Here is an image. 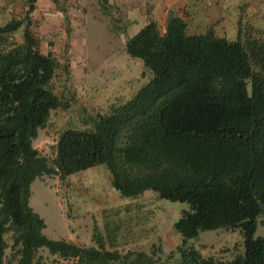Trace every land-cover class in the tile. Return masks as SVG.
<instances>
[{
    "label": "trees",
    "instance_id": "1",
    "mask_svg": "<svg viewBox=\"0 0 264 264\" xmlns=\"http://www.w3.org/2000/svg\"><path fill=\"white\" fill-rule=\"evenodd\" d=\"M38 1L27 0L23 19L0 26V264H35L42 249L80 264H159L145 252L108 250L96 227L92 247L44 234L46 223L30 205L33 183L99 166L125 198L153 191L189 205L170 258L223 264L192 244L201 232L223 229L244 239V254L228 264H264V238L256 237L264 214V40L243 39L241 31L236 41L212 31L191 35L175 14L164 34L153 22L132 37L124 33L127 54L151 80L97 116L92 129L61 133L51 162L34 142L64 105L52 89L58 60L41 52L31 28ZM100 3L108 9V0ZM23 26V42L6 46Z\"/></svg>",
    "mask_w": 264,
    "mask_h": 264
},
{
    "label": "rangeland",
    "instance_id": "2",
    "mask_svg": "<svg viewBox=\"0 0 264 264\" xmlns=\"http://www.w3.org/2000/svg\"><path fill=\"white\" fill-rule=\"evenodd\" d=\"M26 2L0 0V26L23 19ZM51 5L58 12H51ZM119 19V12L109 6L104 10L100 0H39L37 12L31 15V28L40 40L41 52L52 53L59 63L52 89L64 107L52 112L34 142L39 153L51 162L61 133L92 129L97 116L107 115L113 107L131 100L152 78L140 60L127 54L120 33L124 24ZM55 25L58 29L52 32ZM23 30L24 26L12 34L6 46L21 44ZM247 36L245 29L243 39ZM259 39L264 40V35ZM30 205L44 219V234L51 239L92 247L96 227L108 250L145 252L159 264H181L170 255L181 245L175 225L189 205L161 199L153 191L125 198L113 187L105 166L76 173L65 181L57 176L37 179ZM256 237L264 238V214L257 219ZM7 240L11 244L10 235ZM192 244L204 258L223 264L231 262L236 253L245 252L238 231L201 232ZM6 254L10 259L11 251ZM35 264L80 263L42 249Z\"/></svg>",
    "mask_w": 264,
    "mask_h": 264
},
{
    "label": "crops",
    "instance_id": "3",
    "mask_svg": "<svg viewBox=\"0 0 264 264\" xmlns=\"http://www.w3.org/2000/svg\"><path fill=\"white\" fill-rule=\"evenodd\" d=\"M108 6L120 14L119 21L124 24L120 28L124 45V33L132 37L150 22L157 24L164 34L170 14L182 18L191 35L212 31L215 36L230 41L238 39L239 31L243 38L245 29L247 38L259 39L264 35V0H108ZM49 9L58 12L56 6L51 5ZM57 29L53 26L52 32ZM251 31L253 34L250 35Z\"/></svg>",
    "mask_w": 264,
    "mask_h": 264
}]
</instances>
